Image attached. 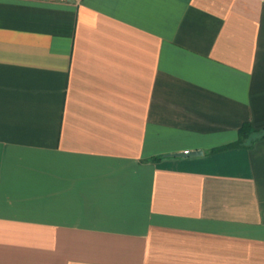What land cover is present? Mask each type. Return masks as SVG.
I'll use <instances>...</instances> for the list:
<instances>
[{
    "label": "crops",
    "instance_id": "obj_1",
    "mask_svg": "<svg viewBox=\"0 0 264 264\" xmlns=\"http://www.w3.org/2000/svg\"><path fill=\"white\" fill-rule=\"evenodd\" d=\"M246 122L264 0H0V264H264Z\"/></svg>",
    "mask_w": 264,
    "mask_h": 264
},
{
    "label": "trees",
    "instance_id": "obj_2",
    "mask_svg": "<svg viewBox=\"0 0 264 264\" xmlns=\"http://www.w3.org/2000/svg\"><path fill=\"white\" fill-rule=\"evenodd\" d=\"M252 135H256V137H254V139L251 137ZM264 137V130H255L253 128V126L251 125V123H244L242 125V127L239 130V134H238V139L235 143L230 144V145H226L223 147H219L217 149H214L213 151H219V150H223L226 148H231V147H237V146H241L243 145L247 140H252L250 141L253 142L254 140L258 139V138H262Z\"/></svg>",
    "mask_w": 264,
    "mask_h": 264
},
{
    "label": "water",
    "instance_id": "obj_3",
    "mask_svg": "<svg viewBox=\"0 0 264 264\" xmlns=\"http://www.w3.org/2000/svg\"><path fill=\"white\" fill-rule=\"evenodd\" d=\"M200 154H202V151H192V152L186 151L185 153H180V155L182 156H195Z\"/></svg>",
    "mask_w": 264,
    "mask_h": 264
}]
</instances>
